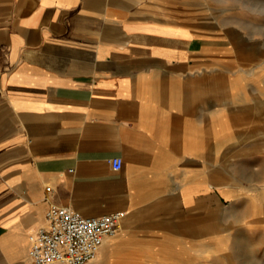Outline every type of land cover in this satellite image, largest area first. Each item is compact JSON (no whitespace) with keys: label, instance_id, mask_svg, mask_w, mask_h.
Wrapping results in <instances>:
<instances>
[{"label":"crops","instance_id":"1","mask_svg":"<svg viewBox=\"0 0 264 264\" xmlns=\"http://www.w3.org/2000/svg\"><path fill=\"white\" fill-rule=\"evenodd\" d=\"M167 1L0 0V264H26L51 204L124 213L86 264H176L158 239L198 264L215 196L262 204L228 182L264 159V59Z\"/></svg>","mask_w":264,"mask_h":264},{"label":"rangeland","instance_id":"2","mask_svg":"<svg viewBox=\"0 0 264 264\" xmlns=\"http://www.w3.org/2000/svg\"><path fill=\"white\" fill-rule=\"evenodd\" d=\"M165 6L167 22L180 16L182 24L205 23L210 29L225 32L223 37L227 34L235 45H246V58L255 51L264 59V0H169ZM229 169L231 187L264 190V159L256 165L230 164ZM255 198L259 197H232L220 202L215 196L213 244L199 249L198 264H264V196L262 204ZM182 231L184 234L191 228L185 226ZM192 241L187 239L182 245L178 239H158L159 245L169 250L160 256L176 264H195L191 257L175 258L174 252L189 247L183 253L189 257L186 252L192 253L195 247Z\"/></svg>","mask_w":264,"mask_h":264},{"label":"built area","instance_id":"3","mask_svg":"<svg viewBox=\"0 0 264 264\" xmlns=\"http://www.w3.org/2000/svg\"><path fill=\"white\" fill-rule=\"evenodd\" d=\"M114 170L122 166L121 157H113ZM50 187H46V192ZM124 216L121 211L85 217L68 206L51 204L45 212V224L29 233L26 264H86L97 254L105 238L114 234Z\"/></svg>","mask_w":264,"mask_h":264},{"label":"bare ground","instance_id":"4","mask_svg":"<svg viewBox=\"0 0 264 264\" xmlns=\"http://www.w3.org/2000/svg\"><path fill=\"white\" fill-rule=\"evenodd\" d=\"M116 232H117V230L115 231V233H116ZM115 233H114V234H115ZM110 237H111V236H110ZM100 247H101V246H100ZM99 249H100V248H99ZM98 251H99V250H98ZM97 253H98V252H97ZM96 256H97V254L95 255V257H94L93 259H95ZM93 259H92V260H93ZM92 260H91V261H92Z\"/></svg>","mask_w":264,"mask_h":264}]
</instances>
